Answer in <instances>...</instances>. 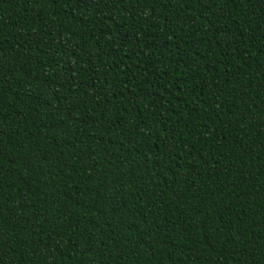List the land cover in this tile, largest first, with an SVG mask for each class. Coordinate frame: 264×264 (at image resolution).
Here are the masks:
<instances>
[{
  "label": "trees",
  "instance_id": "obj_1",
  "mask_svg": "<svg viewBox=\"0 0 264 264\" xmlns=\"http://www.w3.org/2000/svg\"><path fill=\"white\" fill-rule=\"evenodd\" d=\"M0 264H264V0H0Z\"/></svg>",
  "mask_w": 264,
  "mask_h": 264
}]
</instances>
